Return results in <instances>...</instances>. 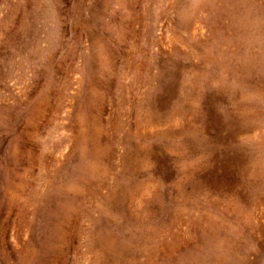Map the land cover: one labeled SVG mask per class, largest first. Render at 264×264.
<instances>
[{"label":"rangeland","instance_id":"374dc122","mask_svg":"<svg viewBox=\"0 0 264 264\" xmlns=\"http://www.w3.org/2000/svg\"><path fill=\"white\" fill-rule=\"evenodd\" d=\"M0 264H264V0H0Z\"/></svg>","mask_w":264,"mask_h":264}]
</instances>
